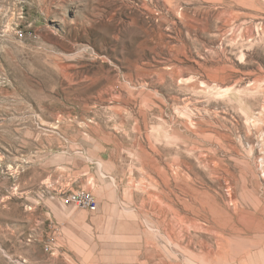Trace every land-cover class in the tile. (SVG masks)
<instances>
[{"label": "rangeland", "instance_id": "obj_1", "mask_svg": "<svg viewBox=\"0 0 264 264\" xmlns=\"http://www.w3.org/2000/svg\"><path fill=\"white\" fill-rule=\"evenodd\" d=\"M0 264H264V0H0Z\"/></svg>", "mask_w": 264, "mask_h": 264}, {"label": "built area", "instance_id": "obj_2", "mask_svg": "<svg viewBox=\"0 0 264 264\" xmlns=\"http://www.w3.org/2000/svg\"><path fill=\"white\" fill-rule=\"evenodd\" d=\"M67 201L78 202L81 205L87 206L92 210H95L98 204L96 197L89 192L73 193L70 197L67 198Z\"/></svg>", "mask_w": 264, "mask_h": 264}]
</instances>
